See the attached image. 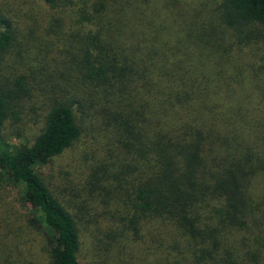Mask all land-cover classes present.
Instances as JSON below:
<instances>
[{
  "label": "trees",
  "instance_id": "obj_1",
  "mask_svg": "<svg viewBox=\"0 0 264 264\" xmlns=\"http://www.w3.org/2000/svg\"><path fill=\"white\" fill-rule=\"evenodd\" d=\"M1 69L0 187L31 205L49 264H80L84 216L41 167L79 144L108 158L91 183L120 217L114 245L157 223L195 242L157 264L264 262V0H0ZM27 121L30 138L3 139Z\"/></svg>",
  "mask_w": 264,
  "mask_h": 264
},
{
  "label": "rangeland",
  "instance_id": "obj_2",
  "mask_svg": "<svg viewBox=\"0 0 264 264\" xmlns=\"http://www.w3.org/2000/svg\"><path fill=\"white\" fill-rule=\"evenodd\" d=\"M218 1L206 0V9H215ZM57 69L58 67L53 66L50 72L55 73ZM0 73H2V69ZM55 77L57 78L58 75H55ZM48 87L49 85L47 84ZM27 117L30 116L23 117V121ZM27 122L29 124L20 129L24 135L23 137H16L8 132L3 139L12 145H19L24 141L22 138H30L35 134L36 129L31 121ZM93 150L87 144H79L70 151L65 152L64 155L50 162L48 161L41 167L44 177L55 187L56 193L65 201L66 206L71 205V210L74 209L81 217L84 216V224L80 225L84 246L79 263L92 264V260L95 261L96 259L98 264H157V260L160 257L161 259L168 256L171 258L177 253L191 251L190 249L193 248L191 244H195V242L189 236L182 232L180 236H176L171 228H167L163 235L157 223L145 225L143 228L139 227L136 232L131 226L129 228L124 226L123 228L128 232L129 241L124 244L114 245L115 243L109 236H112V233L115 236L116 231L114 229V232H111V226L106 221L109 223L112 220L120 221V217L116 214V209L112 202L111 205H108L107 201L110 196L99 191V188L91 183V181L94 182L91 178L93 170L97 172V176L100 175L101 179H104L102 178V176L106 175L102 174L104 170L101 168L100 172H98L97 168L105 165V162H108V158L103 157L100 160L98 156H95L96 153H92ZM105 184L107 185L108 183ZM0 214L9 217L10 226L15 228L17 230L15 234H18V238L12 237V241H8L9 237L14 235L8 230L6 234L8 237L1 239L0 243L6 244V248L12 253L13 244H19L25 251L32 249L36 252V257L33 259L32 264H49L46 255L41 253V251H44L42 245L40 246L43 241L34 237L32 232L25 228L27 220L29 221L33 216V209L31 205L21 203L19 188L12 186L8 181L4 182L0 187ZM111 225L113 228L115 227V223L111 222ZM97 232L99 234H96ZM35 235L37 236V234ZM93 240L96 242H93ZM238 245L239 242H235V246ZM96 246L99 250L97 255L94 250ZM13 259L14 257L12 256ZM184 260L186 261H180L179 264H206V262L202 261L200 263L187 262L189 261L187 258ZM233 263L218 260L212 264Z\"/></svg>",
  "mask_w": 264,
  "mask_h": 264
}]
</instances>
